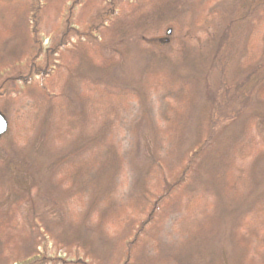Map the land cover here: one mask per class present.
I'll use <instances>...</instances> for the list:
<instances>
[{
	"label": "rangeland",
	"instance_id": "obj_1",
	"mask_svg": "<svg viewBox=\"0 0 264 264\" xmlns=\"http://www.w3.org/2000/svg\"><path fill=\"white\" fill-rule=\"evenodd\" d=\"M233 1H0V264H264V85L209 135Z\"/></svg>",
	"mask_w": 264,
	"mask_h": 264
},
{
	"label": "trees",
	"instance_id": "obj_2",
	"mask_svg": "<svg viewBox=\"0 0 264 264\" xmlns=\"http://www.w3.org/2000/svg\"><path fill=\"white\" fill-rule=\"evenodd\" d=\"M1 2H9V1H17V0H0ZM114 2L108 1L107 7L102 11V13L99 15L100 18L102 16L111 14V12L114 11ZM227 22L224 26V32L223 37L225 35L227 40L225 43V46L219 47V51H217V62L218 66L221 69L222 75L219 79V89L212 88L210 86V92L209 96L212 100V105L214 106V117L213 121L210 127V134H212V131H214V124L213 122L219 121V119H228L233 118L237 114L241 113L243 109L246 107L250 95L255 91L261 84V86L264 85V54L261 58V61H259V64H256L254 66L248 67L244 69L243 71L236 70V74L232 77L229 76L231 73L230 67H235L234 64H237L238 60L235 61V59L240 55L239 51L238 53L233 52L234 51V42H240V38H242V46L244 39L248 37V35L252 34L254 30L256 29L257 25L264 22V0H234L231 4L228 15H227ZM242 48V47H241ZM246 48V46H245ZM264 48V47H263ZM264 50V49H263ZM235 54V55H234ZM234 71V70H233ZM41 72H47L43 69H40L36 67L34 69V74L40 75ZM229 79H231V83H229ZM209 86V85H208ZM106 94L102 91L95 97L97 99L98 97L104 98ZM96 101V100H95ZM62 107V105H61ZM200 190V189H198ZM201 193L206 195L205 192ZM208 193V191H207ZM221 212V211H220ZM245 212L243 213V215ZM243 215L238 223V225L234 228L237 229L241 225H243L241 222ZM228 235V233H227ZM216 237V236H215ZM214 235H210V238H215ZM134 239L129 240L128 242L124 243V250L122 251V256L124 259L123 264H131V258H132V243ZM206 246L212 247L213 243L210 239L205 238L201 242V245L199 248H205ZM218 248V245H217ZM219 250V248H218ZM39 253H36L34 256L25 255L24 258L20 261H18V264H49V259L38 255ZM221 261L224 264V254L220 253ZM58 260H62L64 257H57ZM91 257H77L76 259L70 258V259H63L66 262V264H91L88 263V260H90ZM53 264H59V262L53 263ZM103 264V263H100ZM210 264H212V261H210Z\"/></svg>",
	"mask_w": 264,
	"mask_h": 264
},
{
	"label": "water",
	"instance_id": "obj_3",
	"mask_svg": "<svg viewBox=\"0 0 264 264\" xmlns=\"http://www.w3.org/2000/svg\"><path fill=\"white\" fill-rule=\"evenodd\" d=\"M167 32L169 33L170 29H168ZM6 128H7V120L4 117V115L0 113V135L6 131Z\"/></svg>",
	"mask_w": 264,
	"mask_h": 264
}]
</instances>
